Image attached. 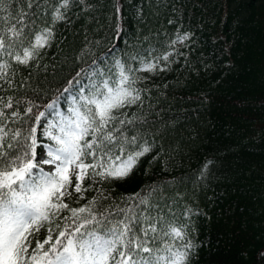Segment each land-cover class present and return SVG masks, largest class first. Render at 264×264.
I'll use <instances>...</instances> for the list:
<instances>
[{"label": "trees", "instance_id": "trees-1", "mask_svg": "<svg viewBox=\"0 0 264 264\" xmlns=\"http://www.w3.org/2000/svg\"><path fill=\"white\" fill-rule=\"evenodd\" d=\"M120 2L123 40L117 47H113L117 41L112 39L111 0H93L91 15L74 9L70 22L56 26L49 46L40 50L30 67L13 66L19 70L9 73L12 87L0 80V97L24 95L39 106L34 113L47 112L45 104L60 95L77 72H81V83L88 84L92 69L115 71L116 60L126 69L139 68L126 53L139 52L155 63L153 56L172 52L170 63L159 62L165 71L134 72L135 87L147 89V93L141 91L144 114L168 124V134L156 144L157 148L163 144L164 149L157 161L147 163L149 154L126 180L93 185L85 199L72 206L95 197L111 208L138 192L148 176L158 174L153 195L159 194L161 186H167L172 195L179 190L187 197L184 206L197 213L190 225L198 242L192 264H257L264 253V0ZM140 7L145 23L137 19ZM177 31L190 39L172 48L169 42ZM85 49L86 55L80 57ZM68 95L61 96L64 107ZM218 108L233 114L216 115ZM124 111L139 114L141 109L134 106ZM9 126L17 125L9 122ZM200 155L201 159L194 160ZM101 193L109 199L103 200ZM226 203L224 216L232 223L241 217L237 236L220 230L219 217L212 210ZM242 203L256 205V211L250 212ZM44 235L43 230L38 234Z\"/></svg>", "mask_w": 264, "mask_h": 264}, {"label": "snow or ice", "instance_id": "snow-or-ice-1", "mask_svg": "<svg viewBox=\"0 0 264 264\" xmlns=\"http://www.w3.org/2000/svg\"><path fill=\"white\" fill-rule=\"evenodd\" d=\"M111 2L117 47L123 40V6ZM74 9L91 15L93 0H0V80L11 88L9 73L19 70L13 66L30 67ZM145 15L143 7L137 9L139 23ZM189 39L177 31L169 46ZM85 55L86 49L80 57ZM126 55L140 67L126 69L116 60L115 71L92 69L88 84L77 72L45 104L47 112L34 113L39 106L24 95L0 97V264H192L198 242L190 225L197 213L184 206L187 197L179 190L172 195L161 186L153 195L157 188L150 186L111 208L95 197L72 206L93 185L124 181L145 157L151 154L152 164L164 150L156 144L165 139L168 124L144 114L141 91L147 89L135 87L134 72L165 71L159 62L170 63L173 53L153 56L155 63L139 52ZM64 93L66 107L60 103ZM134 106L139 114L124 111ZM42 230L46 235L39 237ZM260 256L257 264H264V253Z\"/></svg>", "mask_w": 264, "mask_h": 264}, {"label": "rangeland", "instance_id": "rangeland-1", "mask_svg": "<svg viewBox=\"0 0 264 264\" xmlns=\"http://www.w3.org/2000/svg\"><path fill=\"white\" fill-rule=\"evenodd\" d=\"M217 110H220V111H217L218 113H215L216 115H223V116H228L229 114H233L231 112H227V111H223L221 109H217ZM173 111H176V110H173ZM183 111H180V112H177V113H181ZM184 114H187V112H183ZM208 113V112H206ZM209 114V113H208ZM182 134L184 136H187L188 134H186V132H182ZM191 135V134H190ZM44 143H47V141H42ZM38 153L40 151H42V149H37ZM203 155H200V156H197L194 158V160H199L202 158ZM47 170V167L46 169ZM160 174V173H159ZM158 179H160V176L157 174V175H151V176H148L146 180L143 181V185H141V187H139L136 191H141L142 189H148L150 186H154L155 185V182L158 181ZM242 205L246 208L249 209L250 212H255L256 211V205L252 204H246V203H242ZM229 207L228 206V203L226 204H222L221 207H214V209H212L214 211V214L219 217V222L221 224H219V228L222 232H227V233H235V235L237 236L238 233H240L239 231L236 230V225L240 224L241 221V217H238V218H233V223H232V220L229 218V217H226L223 215V213L225 212V209ZM224 211V212H223ZM257 221L258 223L262 221V219L260 217L257 218ZM232 223V224H230ZM233 225L235 227H233Z\"/></svg>", "mask_w": 264, "mask_h": 264}]
</instances>
